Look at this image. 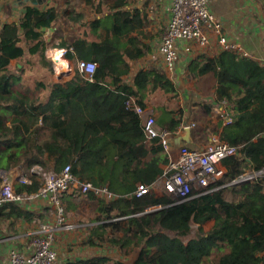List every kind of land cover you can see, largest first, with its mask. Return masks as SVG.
Masks as SVG:
<instances>
[{
    "label": "trees",
    "instance_id": "1",
    "mask_svg": "<svg viewBox=\"0 0 264 264\" xmlns=\"http://www.w3.org/2000/svg\"><path fill=\"white\" fill-rule=\"evenodd\" d=\"M126 3L116 0L105 18L86 23L91 31L103 25L106 35L101 42L88 41L84 35L71 42L76 48V39H83L90 49L108 47L103 57H80L98 62L93 80L78 69L71 79L49 84L38 78L29 83L23 76L25 66L36 64V57L40 66L53 71L42 28L54 24L56 8L27 7L20 22L22 38L17 36V24L1 26L0 21V166L26 169L32 182L18 184L19 192L41 187L43 176L31 171L36 164L45 171H61L71 164L80 179L108 186L115 199L89 193V200L102 214L94 233L122 250H139L133 264H263L264 175L230 183L247 169H264V64L226 50L203 58L199 68V74L213 73L215 100L227 107L233 119L223 125L219 138L242 153L223 161L226 172L214 184L218 188L193 189L186 199L167 192L157 196L153 191L137 196L138 185H152L168 158L159 139L147 137L144 118L128 102L134 98L145 108L150 94L173 97L178 90L157 66L141 69L133 84L124 80L130 60L150 49L133 34L144 23L141 11L122 9ZM66 56L75 58L68 51ZM12 59L26 61L16 66L18 74L12 71ZM174 113L166 106L159 125L175 135L183 113L178 117ZM21 217L28 218V212L17 203L0 205V229L7 219L11 225ZM210 220L214 224L206 231L204 224ZM192 223L198 225V233L186 243L181 236L190 231ZM108 260L97 258L86 264H109Z\"/></svg>",
    "mask_w": 264,
    "mask_h": 264
},
{
    "label": "crops",
    "instance_id": "2",
    "mask_svg": "<svg viewBox=\"0 0 264 264\" xmlns=\"http://www.w3.org/2000/svg\"><path fill=\"white\" fill-rule=\"evenodd\" d=\"M115 1L39 0V3H34L32 0H0V21L1 26L17 24V36L22 38L24 30L21 28L20 22L27 7H38L40 10L56 8L58 16L54 24L51 27L42 28L49 45L46 54L50 60L55 55V59L57 57L64 59L71 66L74 61L78 63L82 56L87 55L97 59L103 57V54L108 51V47L103 45L90 49L85 45L83 39L74 41L77 48L71 42L82 35L88 41L101 42L106 35L103 25H100L96 31H91L86 23L105 18L113 10L112 6ZM126 1V6L122 9L141 11L144 23L133 34L141 37V40L148 44L150 49L145 55L130 60L131 68L125 74L124 80L129 84H133L135 75L141 69L157 66L165 71L178 90V93L173 97L156 92L150 94L146 100V108L157 118L158 125L166 106L175 111L174 117H178L183 113V120L179 125L178 134L172 137L173 148L171 150L164 148L168 158L166 163L161 164L164 172L170 158L177 154V149L181 144L204 146L213 136L219 137L223 125L233 120L229 116L230 112L226 109L227 107L220 105L215 100L217 81L213 73L199 74V68L204 62L203 58L215 57L227 49L220 46L219 37L214 33H210V41L205 47L194 43L191 50L186 51L183 48L185 43L182 42L180 43V57L176 68L170 70L164 66L163 57L159 52V45L170 19L168 9L170 0ZM211 8L223 24L222 34L232 42H239L243 49L248 52L247 57L264 64V1L213 0ZM86 29H88V32ZM85 31L87 32L86 35L84 34ZM1 35L0 28V39ZM60 43H66V45L59 46ZM21 44L25 45V41ZM67 51L72 53L76 60L68 58L66 56ZM235 52L242 54L239 51ZM35 60L38 62V57ZM25 62V59L21 61L12 59V71L18 74L19 71L16 66H22ZM37 62L34 65L25 66L23 76L27 81L33 78H38L48 84L52 80L67 81L76 72V69L68 67L70 68L68 70L67 67L63 66L58 69L60 71L57 73L54 69V63L53 71H51L49 68L40 66ZM54 62L56 63L55 60ZM66 62L64 65H67ZM78 70L80 71L79 68ZM44 91V98H47V89H44ZM176 105L178 106L176 107ZM229 118L232 120L229 121ZM186 124H194L189 133L183 128ZM153 192L157 196H162L165 193L160 187L153 190ZM88 197L89 193L83 195L78 189L65 194L63 197L67 208V218L76 227L72 230L61 231L57 235L55 249L60 264H86L88 261L97 258H108L109 264H129L122 256L120 247L112 245L108 240H101L95 235L94 231L102 221L99 220L102 214L97 210L96 204L92 203ZM18 205L28 212V218L21 217L11 225L7 219L3 228L0 229V264L6 262L11 248L16 247L28 251V246L34 238L33 232L38 227V224L35 226L36 218L41 221L49 218L47 201L43 199H36ZM208 222L214 224V220ZM109 233L110 230L105 235L107 236ZM118 252L122 259L117 257ZM97 264H103V261Z\"/></svg>",
    "mask_w": 264,
    "mask_h": 264
},
{
    "label": "built area",
    "instance_id": "3",
    "mask_svg": "<svg viewBox=\"0 0 264 264\" xmlns=\"http://www.w3.org/2000/svg\"><path fill=\"white\" fill-rule=\"evenodd\" d=\"M213 0H170V19L166 32L159 45V52L164 60V66L170 70L176 68L180 57V43L184 49L191 50L192 44L201 47L208 45L210 33L218 35V41L223 49L239 51L248 56L239 42H232L222 34L223 24L211 8ZM78 68L87 79L93 80L98 67L94 59H79ZM143 119V129L148 138H158L163 147L171 150L170 142L174 134L162 128L157 118L146 107L139 105L134 98L128 102ZM232 119L229 118V121ZM186 124L183 128L192 127ZM239 147L222 141L213 136L204 146L190 147L183 145L177 149L161 177L152 185L140 183L135 194L142 196L160 187L165 192L180 199L188 198L193 189L207 192L218 188L214 184L222 179L226 172L223 161L231 156H240ZM31 171L43 176L41 187L35 192H19L17 185L31 183L32 180L22 168L4 169L0 166V205L7 202L25 203L36 199L47 201L49 218L39 221L33 232L34 238L28 246V251L11 248L4 264H60L55 242L59 232L72 230L76 225L67 218V208L64 195L78 189L83 195L94 192L107 200L117 196L108 186H95L92 182L82 180L72 171L71 164L61 171L53 169L45 171L41 166L34 165ZM264 175V169L256 171L247 169L239 178L230 184L258 179Z\"/></svg>",
    "mask_w": 264,
    "mask_h": 264
},
{
    "label": "rangeland",
    "instance_id": "4",
    "mask_svg": "<svg viewBox=\"0 0 264 264\" xmlns=\"http://www.w3.org/2000/svg\"><path fill=\"white\" fill-rule=\"evenodd\" d=\"M53 57H54V60L56 61V63H57V61L58 60H62L61 58H56L55 59V55H53ZM53 57L51 58V56H50V58H51V60L53 61V63H54V69H55V71L58 73V71H60V70H58L59 68H61V67H67L66 69H70V68H68V67H71V69H78V64H77V62H73L72 63V65L70 66L68 63H67V65H64V63H62V64H59V65H57L55 62H54V60H53ZM59 73H61V72H59ZM47 81H48V79H47ZM29 83H31L32 82V79L31 80H29L28 81ZM43 94H44V91H43ZM173 103H174V101H173ZM205 105V104H204ZM178 105H176V107H177ZM24 171H26V169H24V168H22ZM227 196H228V198H230V199H232L233 198V195L231 194V193H227ZM36 223H35V226L39 223V221H35ZM212 224L210 223V222H207L206 224H205V226H204V228H205V230L206 231H208V230H210L211 228H212V226H211ZM197 233H198V225L197 224H195V223H192V227H191V229H190V231L187 233V234H185V235H182L181 236V238L183 239V241L184 242H188L190 239H192V238H194L196 235H197ZM171 235H174V233H170ZM138 251L139 250H133V249H131V248H127V249H123L122 251H120L121 252V254H122V256L124 257V259H126V261H128V263L129 264H133V260L135 259V256L137 255V253H138ZM121 255L119 254V252H118V258H120V259H122L121 257H120ZM264 264V263H263Z\"/></svg>",
    "mask_w": 264,
    "mask_h": 264
},
{
    "label": "water",
    "instance_id": "5",
    "mask_svg": "<svg viewBox=\"0 0 264 264\" xmlns=\"http://www.w3.org/2000/svg\"><path fill=\"white\" fill-rule=\"evenodd\" d=\"M32 2H34V3H39V0H32ZM185 130L189 133L190 130H191V128H190V127H187ZM177 134H178V133H177ZM177 134H175V135H177ZM170 145H171V147H173V142H172V140H171V142H170ZM183 145H187V146H190V147H196V146H197L196 144H181L179 147H181V146H183Z\"/></svg>",
    "mask_w": 264,
    "mask_h": 264
},
{
    "label": "bare ground",
    "instance_id": "6",
    "mask_svg": "<svg viewBox=\"0 0 264 264\" xmlns=\"http://www.w3.org/2000/svg\"><path fill=\"white\" fill-rule=\"evenodd\" d=\"M66 61L64 60V59H62V60H58L57 61V64L59 65V64H62V63H65ZM67 63V62H66Z\"/></svg>",
    "mask_w": 264,
    "mask_h": 264
}]
</instances>
